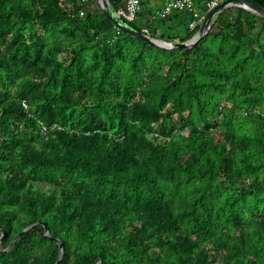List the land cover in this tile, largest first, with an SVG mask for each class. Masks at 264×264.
<instances>
[{"label":"trees","instance_id":"obj_1","mask_svg":"<svg viewBox=\"0 0 264 264\" xmlns=\"http://www.w3.org/2000/svg\"><path fill=\"white\" fill-rule=\"evenodd\" d=\"M161 2L130 23L191 38ZM55 262L264 264L263 15L165 48L97 0H0V264Z\"/></svg>","mask_w":264,"mask_h":264},{"label":"water","instance_id":"obj_2","mask_svg":"<svg viewBox=\"0 0 264 264\" xmlns=\"http://www.w3.org/2000/svg\"><path fill=\"white\" fill-rule=\"evenodd\" d=\"M99 5L101 6L103 12L109 17V19L121 30L130 33L131 35H134L138 38L144 39L145 41H148L150 43H153L155 45H158L160 47H184L188 48L192 46L197 39L202 36L204 33L207 32L209 26L213 22L216 14L225 6L234 4V5H240L243 7H246L258 14H261L264 16V8L257 6L255 4H252L251 2L247 0H223L217 5H215L213 8H211L204 20L200 23L199 28L196 32V36H192L191 38L184 40V41H178V40H172L167 41L159 38H153L150 35L145 34L140 29L136 28L134 25H132L128 20H126L124 17L116 13L110 6V3L108 0H97ZM159 41V42H158ZM26 228H24L22 231H24ZM47 228L45 227V230ZM55 262L54 264H56Z\"/></svg>","mask_w":264,"mask_h":264},{"label":"built area","instance_id":"obj_3","mask_svg":"<svg viewBox=\"0 0 264 264\" xmlns=\"http://www.w3.org/2000/svg\"><path fill=\"white\" fill-rule=\"evenodd\" d=\"M161 5L157 10V14L159 16H165L170 13L172 9H187L192 12V19L189 21V28H195L198 24H200L207 12L213 8L215 5L220 3L223 0H205L203 4L206 7V11L200 12L195 6L194 0H161ZM140 8L139 0H125L124 7L115 10L116 13L124 17L129 22L134 20L136 17L137 11ZM142 32L149 35V31L147 27H143L141 29ZM196 36V33L194 34ZM193 35V36H194Z\"/></svg>","mask_w":264,"mask_h":264},{"label":"bare ground","instance_id":"obj_4","mask_svg":"<svg viewBox=\"0 0 264 264\" xmlns=\"http://www.w3.org/2000/svg\"><path fill=\"white\" fill-rule=\"evenodd\" d=\"M159 42V41H158Z\"/></svg>","mask_w":264,"mask_h":264},{"label":"rangeland","instance_id":"obj_5","mask_svg":"<svg viewBox=\"0 0 264 264\" xmlns=\"http://www.w3.org/2000/svg\"><path fill=\"white\" fill-rule=\"evenodd\" d=\"M156 1V0H155Z\"/></svg>","mask_w":264,"mask_h":264}]
</instances>
